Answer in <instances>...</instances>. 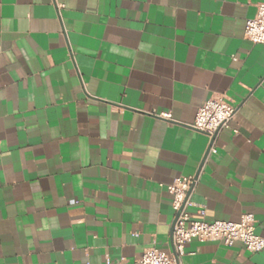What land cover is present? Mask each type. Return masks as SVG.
<instances>
[{"label": "crops", "instance_id": "1", "mask_svg": "<svg viewBox=\"0 0 264 264\" xmlns=\"http://www.w3.org/2000/svg\"><path fill=\"white\" fill-rule=\"evenodd\" d=\"M261 3L0 0V264L170 254L180 177H198L193 220L252 214L263 236L264 45L245 38ZM220 96L238 112L204 161L192 125ZM181 263L264 264V251L193 240Z\"/></svg>", "mask_w": 264, "mask_h": 264}, {"label": "built area", "instance_id": "2", "mask_svg": "<svg viewBox=\"0 0 264 264\" xmlns=\"http://www.w3.org/2000/svg\"><path fill=\"white\" fill-rule=\"evenodd\" d=\"M245 38L253 44L264 45V3L257 6L255 17L247 20ZM237 112V107L224 96L211 98L199 108L192 128L210 139L212 147L209 155L217 154V138L223 130L231 127ZM154 115L162 120H173L171 113ZM197 182V176L180 177L167 187L172 195L174 212L173 250L168 254L156 247L150 248L145 251L137 264H182L181 260L186 254V246L193 240L222 242L228 247L241 243L248 252L264 251V235L256 234L255 218L252 214H245L238 223L207 222L191 218L190 211L196 207L191 196ZM199 214L204 217L205 209L199 207ZM107 264L113 263L108 260Z\"/></svg>", "mask_w": 264, "mask_h": 264}, {"label": "water", "instance_id": "3", "mask_svg": "<svg viewBox=\"0 0 264 264\" xmlns=\"http://www.w3.org/2000/svg\"><path fill=\"white\" fill-rule=\"evenodd\" d=\"M211 147H212V144H210V145H209V148H208L207 154H206V156H205V158H204V161L207 159V157H208V155H209V152H210V149H211Z\"/></svg>", "mask_w": 264, "mask_h": 264}]
</instances>
